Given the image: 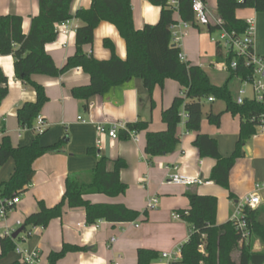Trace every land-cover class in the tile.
<instances>
[{
    "label": "crops",
    "instance_id": "obj_1",
    "mask_svg": "<svg viewBox=\"0 0 264 264\" xmlns=\"http://www.w3.org/2000/svg\"><path fill=\"white\" fill-rule=\"evenodd\" d=\"M91 4L92 0H73L70 15L74 18L58 25L56 41L46 44V51L59 68H63L67 59L76 54V31L83 25L80 19H76V14L79 9H89ZM211 4L216 6V0H212ZM132 7L137 30H142L145 25H156L160 21L161 8L149 1L132 0ZM39 12L40 0H0V16L22 17L23 33L26 35L29 34L33 18L38 17ZM177 17L176 15L175 19ZM248 19L256 17L249 15L244 20ZM105 40L112 41L116 54L126 60L125 41L116 27L107 22L98 25L93 44L84 46V51L98 60H109L112 53L104 46ZM182 46L187 61L201 66L196 61L197 54L184 42ZM13 63L12 56L0 55V67L9 83V93L0 106V141L7 134L16 148L31 145L35 138V131L19 126L17 111L24 104L36 102L37 95L32 88L16 79ZM32 79L45 88L49 98L40 114L46 124L40 145L49 147L62 141V148L59 152H51L34 162L36 173L33 183L22 194L21 202L9 213L7 219L0 222V234L5 231V226L16 228L18 220L24 223L28 217L38 212L40 202H44L49 208L58 204L64 197L66 177L69 174L93 171L100 156L112 161L120 158L127 163V167L120 174L127 191L115 198L99 194L87 195L85 199L93 204H123L126 208L141 213L132 223L114 225L100 221L88 226L84 209L67 207L64 217L51 221L47 228L35 227L30 234L23 232L24 236H19L24 242L23 247L29 251L39 250L46 264H49V254L60 251L64 244L84 250L69 253L58 264H138V249L153 250L159 254V260L152 264H169L161 258L162 254L175 253L181 249L191 234L192 227L183 219H173V214L190 210L188 194L198 193L201 196L217 198V225H223L230 221L236 203L253 192L256 184L264 183V134L247 140L244 157L237 161L230 173L227 191L210 181L217 161L200 156L193 143L196 135L189 133L183 123L179 126L181 141L177 151L151 159L145 155L147 131L137 132V139L130 137L129 140H112L108 134H99L96 130L98 123H118L120 130H126L130 123L147 121L149 131L163 132L167 129L162 121L164 110L184 92V88L176 81L167 80L162 88L158 86L154 89L152 106L150 95L140 79H132L125 86L115 87L106 95L96 96L88 102L76 100L71 95L74 88L91 83L89 75L81 68L57 78L35 74ZM213 82L218 86L222 85L214 80ZM217 101H208L209 112L212 110L215 114L224 113L221 127L211 128L203 120L202 132L216 139L221 155L229 157L238 143L241 118L229 112L225 113L226 107L216 109L214 106ZM2 125L5 126V132L2 131ZM98 140L101 141L100 144H97ZM109 169H113V164H110ZM14 170L15 164L12 160L0 168V186L10 179ZM175 174L199 177L203 183L177 186L169 182ZM230 192L234 194V199L230 198ZM154 197L158 199V206L148 210V200ZM112 239L115 241L112 242ZM255 251H262L258 243ZM19 261L21 255L12 252L2 258L0 264H14Z\"/></svg>",
    "mask_w": 264,
    "mask_h": 264
},
{
    "label": "trees",
    "instance_id": "obj_2",
    "mask_svg": "<svg viewBox=\"0 0 264 264\" xmlns=\"http://www.w3.org/2000/svg\"><path fill=\"white\" fill-rule=\"evenodd\" d=\"M152 5L161 8L160 21L156 25H145L137 30L134 24L132 0H92L89 9H79L76 19L83 23L77 29L76 48L74 56L67 59L63 68L55 65L51 55L46 51L48 43L55 42L58 37L56 27L72 20L70 7L73 0H40V12L33 18L29 34L23 33L24 19L19 16H0V55L12 56L16 79L32 88L37 95V101L24 104L17 111L19 126L34 131L37 118L46 106L49 98L45 88L33 81L35 74L61 77L63 74L81 68L90 77V85L80 86L71 91L76 100L88 102L96 96H103L115 87H123L132 79H140L150 95L156 87H163L167 79L179 83L186 90V98L178 96L172 105L165 109L162 121L166 125L163 132L149 131V122L137 121L119 131V138L130 139V132H146L145 155L149 159L171 154L180 147L181 137L179 126L182 123V113H187L185 127L189 133H194V147L199 150L202 158L217 161L211 173L210 181L215 182L229 191L230 173L237 161L244 157V148L256 133V126L250 121L253 116L264 113V108L247 101L243 106L236 103L237 91L234 90L240 81L242 73L229 72L226 81L218 86L199 65H192L180 60L181 48L171 44L170 27L175 23V13L169 8V0H147ZM251 9L264 12V0H216L218 16L224 21V28L240 35L247 31V23L238 18V12ZM179 13L184 21L192 22L191 1L180 0ZM102 22L113 24L120 32L127 47V58L122 60L116 54V48L110 40L104 41L112 57L101 61L84 51V46L92 45L95 29ZM215 60L224 58L216 51ZM231 60V57L227 58ZM242 60H240L241 62ZM8 78L0 67V106L9 93ZM214 97L225 102V113L241 118V131L235 151L229 157H223L219 143L208 134L202 132V122L206 117L209 124L221 127L224 113L215 114L212 110L204 114L202 101ZM5 132V126H1ZM36 132V131H35ZM43 134L35 133V138L29 146L13 147L11 139L4 134L0 141V168L12 160L15 170L7 182L0 186V196L4 199H14L28 191L35 176L34 162L51 152L61 150L62 141L49 147H42L40 139ZM96 168L91 172L69 174L66 177L65 192L62 200L52 207L44 202L39 203V211L28 217L24 223V233L30 234L35 227L47 228L51 221L61 219L65 209H84L87 213L86 224L93 226L100 221L110 224L132 223L141 213L130 210L123 204H93L85 199L87 195H106L115 198L127 191V186L120 178L121 171L127 167L122 159H111L100 156ZM113 164V169L109 166ZM190 210L181 212V219L192 227L190 237L182 245V261L171 264H264V251L256 252L258 242L264 245V207L247 211L251 235L248 241L240 244V237L232 221L217 225V198L201 196L198 193L188 194ZM230 198L235 196L230 192ZM16 241L11 237L0 239V259L15 252ZM239 246V247H238ZM84 249L64 244L60 251H52L47 261L58 264L69 253ZM238 250V259L234 253ZM160 256L153 250L138 249V264H152ZM14 264H23L21 261Z\"/></svg>",
    "mask_w": 264,
    "mask_h": 264
},
{
    "label": "built area",
    "instance_id": "obj_3",
    "mask_svg": "<svg viewBox=\"0 0 264 264\" xmlns=\"http://www.w3.org/2000/svg\"><path fill=\"white\" fill-rule=\"evenodd\" d=\"M192 13H194V19L192 22L184 21L179 13L180 0H169V8L178 16L175 19V23L170 27L172 32L171 44L175 47L181 48L179 55L180 60L185 63L187 57L182 51V45L185 38L189 37L190 31L193 28L207 29L210 34V42L216 46L218 54H221L224 58L223 61L214 60L210 67L215 71H221L224 73L236 72L239 70L242 76L238 78L241 86L237 90L236 103L239 106H243L247 101L253 102L258 106L264 108V56H258L255 51V38L257 34V27L255 19L246 20L247 31L240 35L234 31H229L224 28V21L218 16V12L215 8H212V0H190ZM239 3H243L244 0H238ZM57 32V30H56ZM64 33V32H63ZM215 34H219L217 38ZM231 57V60L227 58ZM240 60H242L240 62ZM186 98V90L181 94ZM209 103L216 101L214 97L208 99ZM187 113H182V123L185 124L187 120ZM250 121L256 126V133L252 136L254 138L264 134V113L261 115L253 116ZM45 121L40 115L35 123L34 131L39 134L45 132ZM96 130L99 134H108L112 140L119 139L120 124H108L98 123ZM137 132H130V137L137 139ZM98 140L97 144H100ZM170 183L177 186H192L202 184L203 180L199 177L193 178L182 174H175L169 180ZM264 191V183L256 184L253 192L246 195V197L238 201L235 205V211L231 216L230 222L235 224L236 231L240 237V241L243 243L248 241L251 235L250 224L247 219V211L260 208L264 200L261 193ZM22 195L17 196L14 199H4L0 196V222L5 221L10 212H12L17 205L21 202ZM158 206L157 198H150L148 200L147 209H154ZM173 219L181 220L180 214H173ZM23 226V222L18 220L15 224L16 228L5 226L0 237H11L18 231V228ZM137 226V225H136ZM19 238V237H18ZM17 241V240H15ZM115 239H112L114 242ZM18 254L21 255V262L23 264H46L41 258L40 251L35 249L29 251L20 244H15ZM162 259L167 260L169 264L182 261V251L177 250L175 253H164L161 256ZM115 264H119L118 262Z\"/></svg>",
    "mask_w": 264,
    "mask_h": 264
},
{
    "label": "rangeland",
    "instance_id": "obj_4",
    "mask_svg": "<svg viewBox=\"0 0 264 264\" xmlns=\"http://www.w3.org/2000/svg\"><path fill=\"white\" fill-rule=\"evenodd\" d=\"M215 3V2H214ZM212 8H215V4L212 5ZM253 16V18L256 17V27H257V34L255 38V51L257 55L259 56H264V12H256L252 11L250 9H244L238 12V17L239 19H246L248 16ZM215 36L218 38L219 34H215ZM184 44L187 45V47L197 54V62H200L201 66L207 71L209 74L210 78H213V80L217 84H223L225 81L226 73L219 71H215L210 67V64H212L215 56H216V46L213 45L210 42V34L207 32V29H196L193 28V30L190 31V36L185 38ZM170 80L171 79H167ZM166 80V81H167ZM165 81V82H166ZM173 81V80H172ZM241 86V83H237L234 90L237 91L239 87ZM203 104V110L204 114L209 113L210 111V104L208 103L207 100L202 101ZM216 109L224 108L226 107L225 102L218 100L215 103L214 106ZM204 122L206 123L207 126L215 128V125L209 124L207 118H204ZM250 143V142H249ZM261 196L264 197V191L261 193ZM261 206L260 208H263ZM21 236H24L22 233ZM16 244H21L22 246L24 245V242H22L19 238L16 241ZM259 247L262 248V251H264V245L261 242H258ZM239 247V246H238ZM238 250L234 253V257L238 259ZM2 260V259H0Z\"/></svg>",
    "mask_w": 264,
    "mask_h": 264
},
{
    "label": "water",
    "instance_id": "obj_5",
    "mask_svg": "<svg viewBox=\"0 0 264 264\" xmlns=\"http://www.w3.org/2000/svg\"><path fill=\"white\" fill-rule=\"evenodd\" d=\"M24 232V226L18 228V231L12 235V239L15 241Z\"/></svg>",
    "mask_w": 264,
    "mask_h": 264
}]
</instances>
